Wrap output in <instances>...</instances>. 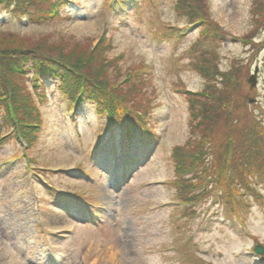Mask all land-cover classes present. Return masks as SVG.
I'll list each match as a JSON object with an SVG mask.
<instances>
[{
  "label": "rangeland",
  "instance_id": "obj_1",
  "mask_svg": "<svg viewBox=\"0 0 264 264\" xmlns=\"http://www.w3.org/2000/svg\"><path fill=\"white\" fill-rule=\"evenodd\" d=\"M175 1L155 0L156 12L152 7H146L141 16L130 11L127 23L120 21L118 16L106 15L102 9L104 0H71L61 13V21L43 25L28 24L0 9V46L10 44V39L14 41L17 37L39 32L50 34L52 38H58L57 33L69 34L75 39L85 35L94 38L107 26L112 39L110 55L124 52V66L139 61L148 66L156 93L152 98L159 103L154 106L153 119L158 122L157 134L161 139L146 165L130 172L133 174L131 178L127 171L117 176L112 170L105 174L100 169L105 156L97 166L86 162V152L93 145L98 127L93 107L88 104L80 116L78 136L73 125H68L66 103L55 89V82L48 83L47 98L39 109L45 119L44 126L30 152L40 165L48 168L70 171L78 164L88 170L96 167L92 185L81 181L75 170L68 174L58 171L48 180L63 190L65 183L73 182L71 189L91 195L98 205L96 213L100 214L102 223L94 226L80 224V219L74 221L67 213L50 209L47 199L41 201L36 214L32 209L36 202L29 186L34 175H25L23 160H12L7 164L8 173L0 176V264H183L173 250V245H179L180 240L195 243V254L208 264H264L262 257L244 254V250H252L256 242L264 245V201L262 204L252 202L244 212L243 223L235 218L232 223H220L218 218L228 216V213L214 197L201 205L192 217L179 216L178 212L173 214L170 207L153 209L160 201L173 198L172 189L165 184L153 183L173 177L172 165L168 163L169 150L188 137L187 103L181 93L174 91L172 84L180 78L191 91L202 87V79L187 67L177 73L170 69L174 58L195 39L197 30L179 44H176V37L159 39L154 34L156 21L178 23L179 28L184 26L182 20L175 22ZM251 2L208 0V7L223 30L238 36L246 34L253 23ZM67 39L70 38L65 37V41ZM246 49L240 41L225 38L220 47L221 68H227L233 57H247ZM256 54L252 64V68L258 66L255 103L264 113V46L258 56ZM183 61L182 57L177 62L182 64ZM255 111L259 112L258 109ZM117 138L116 134L114 139ZM14 150L15 143L0 147V159L14 156ZM63 174L73 179L65 181ZM119 181H126L125 186L110 190ZM39 224L44 229L76 227L64 241L52 242L48 238L41 239ZM178 225H181L179 229ZM54 249L63 252V259L59 262L54 261Z\"/></svg>",
  "mask_w": 264,
  "mask_h": 264
},
{
  "label": "trees",
  "instance_id": "obj_2",
  "mask_svg": "<svg viewBox=\"0 0 264 264\" xmlns=\"http://www.w3.org/2000/svg\"><path fill=\"white\" fill-rule=\"evenodd\" d=\"M69 1L0 0V9L28 24L43 25L61 21ZM146 7L156 12L157 4L155 0H144L135 13L141 16ZM102 9L107 15V0ZM174 10L175 22L199 23V28L195 39L174 58L170 69L177 73L187 67L202 79V87L191 91L180 78L172 84L186 90L182 96L187 103L189 129L187 139L169 150L173 177L166 181L167 188L173 190L180 202L191 205L190 209L180 211L184 216L196 215L199 207L214 197L242 223L252 202L264 201V113L258 103L251 102L256 90H249L248 82L254 53L264 39V0H252L253 23L246 34L238 36L221 28L211 15L208 0H176ZM167 25L178 27V23L156 21L155 36L174 37V30ZM108 29L104 27L94 38L85 35L75 39L60 33L58 38H52L42 32L13 36L16 41L10 39V44L0 46V128L8 129L16 123L32 150L45 119L39 112L38 93L30 88L29 78L36 77L43 101L46 80L52 78L57 81L62 101L67 103L65 112L76 102H87L94 107L100 131L107 127L119 131V148L128 150L140 142L146 148L143 124L158 123L153 119L154 106L159 103L152 98L156 96L152 75L141 73L146 68L144 61L124 66V52L109 54L112 39ZM65 37L70 39L65 41ZM227 37L240 41L247 47L248 55L231 58L230 65L223 69L220 47ZM179 43L181 38L176 40ZM182 57L185 61L180 64L177 61ZM67 122L69 125L68 118ZM80 167L78 164L73 168ZM85 199L90 200L91 196ZM195 250L193 242L182 241L178 245V251L183 252L182 263L208 264Z\"/></svg>",
  "mask_w": 264,
  "mask_h": 264
},
{
  "label": "water",
  "instance_id": "obj_3",
  "mask_svg": "<svg viewBox=\"0 0 264 264\" xmlns=\"http://www.w3.org/2000/svg\"><path fill=\"white\" fill-rule=\"evenodd\" d=\"M250 79L253 81V83H254V79H255V74H253L251 77H250ZM253 83H252V85H253ZM255 252L256 253H258V254H262L263 253V248H262V246H260V245H257L256 247H255Z\"/></svg>",
  "mask_w": 264,
  "mask_h": 264
},
{
  "label": "bare ground",
  "instance_id": "obj_4",
  "mask_svg": "<svg viewBox=\"0 0 264 264\" xmlns=\"http://www.w3.org/2000/svg\"><path fill=\"white\" fill-rule=\"evenodd\" d=\"M139 164H142V163H139Z\"/></svg>",
  "mask_w": 264,
  "mask_h": 264
}]
</instances>
